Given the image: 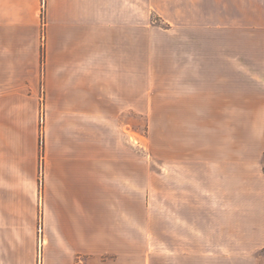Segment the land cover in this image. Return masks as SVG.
Instances as JSON below:
<instances>
[{
	"label": "crops",
	"instance_id": "0c3cea01",
	"mask_svg": "<svg viewBox=\"0 0 264 264\" xmlns=\"http://www.w3.org/2000/svg\"><path fill=\"white\" fill-rule=\"evenodd\" d=\"M44 5L0 0V264H264V0H157L155 28L133 0ZM134 109L157 114L144 218Z\"/></svg>",
	"mask_w": 264,
	"mask_h": 264
},
{
	"label": "rangeland",
	"instance_id": "374dc122",
	"mask_svg": "<svg viewBox=\"0 0 264 264\" xmlns=\"http://www.w3.org/2000/svg\"><path fill=\"white\" fill-rule=\"evenodd\" d=\"M44 0H42V23L44 17ZM156 2L157 0H133V11H134V26H149V27H159L163 26V22L157 16L156 13ZM140 31L136 30L134 27V58L141 57L144 55L143 46L139 44ZM143 82L134 81V99L136 94L140 93L142 90ZM145 84V83H144ZM146 90V89H145ZM43 98L41 97L40 105L38 106L37 113V154L39 160V177L42 178L43 173V157L44 153V127H45V116L46 112L43 106ZM138 103L134 102V106ZM136 108V107H134ZM157 114L138 112L134 109L132 114L131 126H127L125 134L126 142L128 147L132 148L134 157V218H144L146 214V209L137 207L135 205L138 202H155L157 199L156 192V118ZM152 127V128H151ZM28 139L26 140L25 152H28ZM32 152V149H31ZM42 171V173H41ZM150 175V177H149ZM154 177H153V176ZM41 185V184H40ZM41 187V186H40ZM147 188L148 191L135 192L136 189ZM33 194L31 191L27 193H22L21 203H22V214L24 215L30 212ZM150 213H155L156 209H149ZM30 215V214H29ZM27 214L26 216L29 217ZM42 227V225H41ZM40 228V226H39ZM152 231H156L155 223L150 226ZM39 229H38V240H39ZM43 237V233H42ZM28 242V241H27ZM22 257L25 262L31 261L29 244L24 246L22 249Z\"/></svg>",
	"mask_w": 264,
	"mask_h": 264
},
{
	"label": "built area",
	"instance_id": "2783aa9c",
	"mask_svg": "<svg viewBox=\"0 0 264 264\" xmlns=\"http://www.w3.org/2000/svg\"><path fill=\"white\" fill-rule=\"evenodd\" d=\"M39 234H40V236H39V246H42V242H43L42 227L39 228Z\"/></svg>",
	"mask_w": 264,
	"mask_h": 264
}]
</instances>
